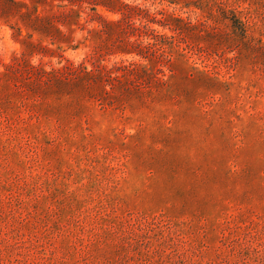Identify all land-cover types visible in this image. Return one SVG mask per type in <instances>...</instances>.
I'll use <instances>...</instances> for the list:
<instances>
[{
	"label": "rangeland",
	"instance_id": "374dc122",
	"mask_svg": "<svg viewBox=\"0 0 264 264\" xmlns=\"http://www.w3.org/2000/svg\"><path fill=\"white\" fill-rule=\"evenodd\" d=\"M14 1L0 264H264V0ZM124 6L157 55L118 54ZM70 63L92 76L66 79Z\"/></svg>",
	"mask_w": 264,
	"mask_h": 264
},
{
	"label": "trees",
	"instance_id": "16d2710c",
	"mask_svg": "<svg viewBox=\"0 0 264 264\" xmlns=\"http://www.w3.org/2000/svg\"><path fill=\"white\" fill-rule=\"evenodd\" d=\"M3 2H6L5 4L10 7V8H15L18 9L20 8V6L25 5L24 3H19L16 2L14 0H0V4H2ZM70 4H76L79 3L77 2V0H70L68 1ZM127 6H124V8H122L123 10H116V13H120V15L122 16V20H127V30L124 32V39L118 38L117 39V43H119V47H118V54L121 55H135L137 57H141V58H148L146 56H144V52L143 50L146 49L149 52L151 51V53H153L154 55H157L162 47H161V43H158V40H155L154 44H147V46H143V42H140L138 39H135V37H140L137 36L136 33V28L133 26V24L131 23V20H129L130 17L127 16V14L124 12L126 11H130L133 12L134 10H137V7H128L126 9ZM20 12V11H19ZM232 17L230 18H226L229 19V21H231V23L233 24L234 27H236V29H238L242 35H244V33L246 32V23H243L236 15L234 12L231 13ZM122 20H118L116 21V24H121ZM110 24V23H107ZM163 27H165V25L163 24ZM172 31H178L176 30H172ZM107 33V31H105ZM163 38V36H160ZM155 39L158 38V36L154 37ZM174 38V37H173ZM161 40V38H160ZM152 54V55H153ZM161 58L165 57V55L162 53L159 55ZM115 71H117V74L119 75L121 73V77H125L126 75L128 76H132L133 79L138 80V81H142L143 83L145 82L144 80H141L142 78L138 76L137 70H141V72L145 73V68L142 67L141 65L135 63V62H130L128 65H125V62H121L120 64L116 65ZM10 69H13L12 66L10 67ZM86 67L84 65V63H81L80 65H78L77 67L73 64L70 63L67 66V69L64 68V72L62 71V74L68 78H72V77H81L83 75H87L88 77H91V73L93 72H87L86 71ZM140 74V73H139ZM39 76L38 79H42L43 80H47V74L45 72H40L39 75H35ZM109 78H111L112 80H114L116 78V81H119V77L120 76H116L115 78L112 77V73H110V75L108 76Z\"/></svg>",
	"mask_w": 264,
	"mask_h": 264
}]
</instances>
